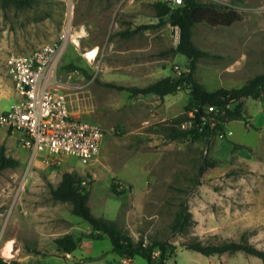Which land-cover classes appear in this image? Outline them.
<instances>
[{"label": "rangeland", "instance_id": "374dc122", "mask_svg": "<svg viewBox=\"0 0 264 264\" xmlns=\"http://www.w3.org/2000/svg\"><path fill=\"white\" fill-rule=\"evenodd\" d=\"M157 1L171 0H28L22 6L0 0V111L18 101L5 68L7 56L58 44L62 50L55 84L65 94L69 112L105 130L100 154L88 166L71 156L53 166L31 160L19 142V132L10 136L11 131L0 130V148L19 161L16 168L0 173L4 260L121 264L105 236L82 238L71 258L56 249L53 239L64 229L75 237L90 231L87 223L71 214L68 203L49 193L62 173L70 171L90 175L88 205L95 216L122 224L145 243L156 239L176 246L165 264H264L242 252L204 256L181 246L192 239L216 243L243 238L264 251V94L257 100L243 99L248 124L227 121L223 133L216 132L207 141H170L164 127L183 112L187 86L163 97L132 96L105 86L145 87L188 71V60L175 50L178 29L155 16ZM198 1L213 3L237 18L229 25L202 23L193 28L194 44L210 54L198 60L195 80L213 91L240 87L263 72L264 0ZM139 25L151 27L129 38L118 34ZM93 50V57L86 55ZM69 64L86 74L69 70ZM233 144L238 148L233 150ZM205 161L214 165L200 172ZM113 184L121 186L118 195L111 192ZM180 203L187 205L191 224L172 232L169 226ZM8 243L10 256L3 250ZM129 264L146 262L135 257Z\"/></svg>", "mask_w": 264, "mask_h": 264}, {"label": "trees", "instance_id": "16d2710c", "mask_svg": "<svg viewBox=\"0 0 264 264\" xmlns=\"http://www.w3.org/2000/svg\"><path fill=\"white\" fill-rule=\"evenodd\" d=\"M13 2L17 6L28 4V0H2ZM155 16L160 22H166L165 17H169L170 25L178 29V41L176 52L183 55L188 60V71L181 73L176 78L170 76L159 79L145 87L121 86L114 83H106L105 86L116 90L126 91L132 96H148L156 94L159 97L176 92L185 85L189 89V98L183 112L171 118L165 125V136L168 140L192 139L206 141L216 132L223 133L224 125L227 121L241 120L248 124L243 111V99L250 98L257 100L264 94V70L250 78L240 87L224 88L220 87L210 91L203 88L194 78V72L198 60L210 54L198 48L193 40V28L198 24H208L210 26L229 25L236 20V14L231 11H222L215 4L204 5L198 0H182L181 4L175 7L169 2L157 1L154 3ZM151 27L150 25H139L132 30H124L118 34L129 38L141 30ZM69 70H81L74 64H69ZM233 105V106H231ZM213 107V111L206 112L207 107ZM190 124L183 125L185 122ZM238 148L233 144L232 149ZM207 157H205L206 159ZM213 162L205 161L200 168V172L208 167H212ZM19 161L6 154L5 148H0V173L7 168H16ZM90 175L82 177L75 172L64 171L58 185L49 189L52 199L66 202L70 205L71 214L90 227L86 235L74 236L67 233L53 239L55 247L62 253L73 252L82 238L90 240L107 237L111 243V251L119 258L133 259L141 257L146 264H165L171 257L176 246L165 240L152 239L145 243L142 238H135L128 230L117 226L113 221L95 216L88 205L90 196L91 181ZM118 184L111 186V192L118 195ZM191 224V214L185 203H180L179 210L175 214L173 222L170 224L172 232H179ZM185 249L192 250L204 256L221 255L223 253L242 252L259 258L264 263V251L246 242L243 238L239 241L223 240L216 243H202L197 239H192L181 244ZM0 264H19L17 261H7L0 257Z\"/></svg>", "mask_w": 264, "mask_h": 264}, {"label": "built area", "instance_id": "2783aa9c", "mask_svg": "<svg viewBox=\"0 0 264 264\" xmlns=\"http://www.w3.org/2000/svg\"><path fill=\"white\" fill-rule=\"evenodd\" d=\"M181 1L169 3L175 7ZM61 50L58 44H45L29 53L7 56L6 72L19 99L0 111V130L19 132V142L31 160L53 166L71 156L88 166L100 154L105 130L69 112L67 98L55 84L54 70ZM211 111L213 107L206 108L207 113ZM117 189H121L119 184Z\"/></svg>", "mask_w": 264, "mask_h": 264}, {"label": "crops", "instance_id": "0c3cea01", "mask_svg": "<svg viewBox=\"0 0 264 264\" xmlns=\"http://www.w3.org/2000/svg\"><path fill=\"white\" fill-rule=\"evenodd\" d=\"M13 82V81H12ZM13 84H14V82H13ZM15 92H16V90H15ZM16 95H17V93H16ZM18 96V95H17ZM18 99H19V97H18ZM15 103V102H14ZM12 105V104H11ZM10 105V106H11ZM5 110V109H4ZM1 111H3V110H1ZM10 133V136H12V131L11 132H9ZM11 138H13V137H11ZM14 139V138H13ZM103 144H104V142H103ZM103 146V145H102ZM101 149H102V147H101ZM121 227H122V224H121ZM64 232L62 233V235H64V234H67V233H69L68 232V229L66 228V229H64L63 230ZM71 234V233H70ZM61 236V235H60ZM72 253V252H71ZM71 253H65L67 256H69L68 258H71ZM121 260V261H120ZM119 263H121V264H123V262L125 261L127 264H129L131 261H132V259H125V258H119Z\"/></svg>", "mask_w": 264, "mask_h": 264}, {"label": "bare ground", "instance_id": "6f19581e", "mask_svg": "<svg viewBox=\"0 0 264 264\" xmlns=\"http://www.w3.org/2000/svg\"><path fill=\"white\" fill-rule=\"evenodd\" d=\"M76 41V40H75ZM95 53V51L93 50V51H91V52H87L86 53V55H90V56H92L93 57V54ZM3 250H4V253L7 255V256H10V250H11V248H10V245H9V243L7 244V245H5V247L3 248ZM3 253V254H4Z\"/></svg>", "mask_w": 264, "mask_h": 264}, {"label": "water", "instance_id": "95a60500", "mask_svg": "<svg viewBox=\"0 0 264 264\" xmlns=\"http://www.w3.org/2000/svg\"><path fill=\"white\" fill-rule=\"evenodd\" d=\"M165 21L168 22V23H170L169 17H165ZM178 247H180V246H178Z\"/></svg>", "mask_w": 264, "mask_h": 264}]
</instances>
